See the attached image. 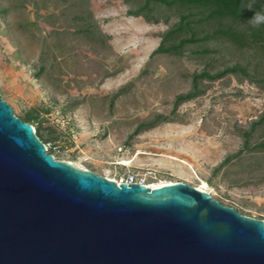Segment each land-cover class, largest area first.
<instances>
[{"label":"rangeland","instance_id":"obj_1","mask_svg":"<svg viewBox=\"0 0 264 264\" xmlns=\"http://www.w3.org/2000/svg\"><path fill=\"white\" fill-rule=\"evenodd\" d=\"M252 33L178 0H0V99L37 117L59 161L205 184L264 221V39Z\"/></svg>","mask_w":264,"mask_h":264},{"label":"water","instance_id":"obj_2","mask_svg":"<svg viewBox=\"0 0 264 264\" xmlns=\"http://www.w3.org/2000/svg\"><path fill=\"white\" fill-rule=\"evenodd\" d=\"M0 264H264V221L59 161L0 99Z\"/></svg>","mask_w":264,"mask_h":264},{"label":"trees","instance_id":"obj_3","mask_svg":"<svg viewBox=\"0 0 264 264\" xmlns=\"http://www.w3.org/2000/svg\"><path fill=\"white\" fill-rule=\"evenodd\" d=\"M180 2L193 5L199 9H209L211 17L219 18V20L229 21L233 24L236 23H246L252 17L250 12L252 9H247L245 6L252 2V0H178ZM256 11H264V0H254V7ZM259 9V10H258ZM221 35L227 38L230 41H235V43L242 39L245 36L244 32H239L229 28V30L222 32ZM262 37L264 39V26L260 27V31L253 29L252 38L255 39L256 36ZM256 41V40H254ZM262 49H264V44H262ZM37 117L33 115L26 116L22 119L23 122L31 124V121L36 120ZM37 135V130L35 131ZM264 148V143L260 145Z\"/></svg>","mask_w":264,"mask_h":264},{"label":"clouds","instance_id":"obj_4","mask_svg":"<svg viewBox=\"0 0 264 264\" xmlns=\"http://www.w3.org/2000/svg\"><path fill=\"white\" fill-rule=\"evenodd\" d=\"M247 9H252L254 7V0L249 2L246 6ZM249 25L253 29H258L264 26V11H256L255 15L248 21Z\"/></svg>","mask_w":264,"mask_h":264},{"label":"built area","instance_id":"obj_5","mask_svg":"<svg viewBox=\"0 0 264 264\" xmlns=\"http://www.w3.org/2000/svg\"><path fill=\"white\" fill-rule=\"evenodd\" d=\"M117 184L125 183V184H133V183H138V184H143L145 185L142 181H135L132 176H127V177H121L117 181H115ZM147 186V185H146Z\"/></svg>","mask_w":264,"mask_h":264},{"label":"bare ground","instance_id":"obj_6","mask_svg":"<svg viewBox=\"0 0 264 264\" xmlns=\"http://www.w3.org/2000/svg\"><path fill=\"white\" fill-rule=\"evenodd\" d=\"M165 184H170V183H165ZM165 184H161L159 186H162V185H165ZM159 186H150V185H148L149 188H156V187H159ZM204 188H205V184H203L202 187L197 188V189L204 191L203 190Z\"/></svg>","mask_w":264,"mask_h":264}]
</instances>
